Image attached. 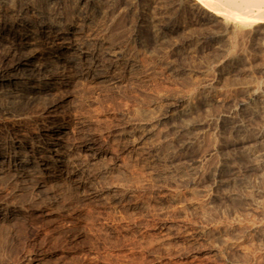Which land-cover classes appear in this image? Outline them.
I'll return each mask as SVG.
<instances>
[{"label":"rangeland","instance_id":"rangeland-1","mask_svg":"<svg viewBox=\"0 0 264 264\" xmlns=\"http://www.w3.org/2000/svg\"><path fill=\"white\" fill-rule=\"evenodd\" d=\"M72 1L58 0L53 16L75 17L92 3L94 28L126 49L137 66L131 73L121 67L102 81L76 77L70 85L40 83L38 93L29 92L36 98L31 108L23 100L17 113L31 117L36 130L43 108L58 103L51 115H61V121L73 117L90 133L117 126L134 132L147 143L151 161L126 155L114 163L110 155L101 156L92 167L100 174L96 190L60 182L22 193L23 201L31 197V203L56 209L49 217L0 221V264H26L29 254L39 264H264V23L243 27L213 16L197 0ZM10 35L0 30V38ZM40 48L31 46V54L40 55ZM26 69L12 67L9 74ZM7 84L0 82V91ZM0 116L3 133L20 119ZM185 122L193 129L178 132ZM13 190L0 182V200H10ZM91 190L99 194L94 200L87 194ZM162 221L177 226L173 234L179 237L162 239ZM192 228L193 243L187 241Z\"/></svg>","mask_w":264,"mask_h":264},{"label":"bare ground","instance_id":"bare-ground-1","mask_svg":"<svg viewBox=\"0 0 264 264\" xmlns=\"http://www.w3.org/2000/svg\"><path fill=\"white\" fill-rule=\"evenodd\" d=\"M3 1L4 0H0V30L4 32L8 29L11 35L9 37H6V39L0 38V42H3L2 49H1L2 44L0 43V77L3 78L5 75H7L5 79L4 78L0 79V82L6 81L8 83L7 88L2 89L0 91V113L11 114V115L18 114L20 115V119L19 121H17L18 123L17 122L13 123L10 127H8L6 132L3 133V131H0V182L10 183L12 184V187L14 188L10 200L8 201L0 200V208H1V205L3 204L4 208L6 209V211H4L3 213L0 212V221L4 222L5 220L9 219V221L11 220L16 223L18 221L20 222L28 221L31 218V215L33 214L37 215V217L39 216L43 218L52 216L53 211L56 209L55 208L54 210H52L53 208H50L45 204H40L42 201L39 203H36V202L31 203V197L29 198V200L23 201L22 193L26 192L31 195V192L35 193L36 191H40L41 189L46 188L50 184H56V183L58 184L60 182H62V184L63 182L64 184L68 183L69 184L68 186L76 190H79L81 188L96 190L97 188L93 186L98 182V178L100 179V174L98 175L97 173H93L92 167L95 166L94 164H95V161H97L98 157L101 158V156H104L107 158L109 157L115 158L114 163L117 161L119 162V160L125 157L126 155H140L143 157V160H144L143 163L150 162L151 160L149 159V156H147L148 151H146L145 148L143 147V145L144 144L146 145L147 143H144L142 145L141 144L142 139L136 136L134 132L126 131L123 128H119L117 126V128H113L109 130H100L98 132L90 133L87 130H85L86 129L85 127L87 125L85 126L79 123L73 117L72 118L67 117V119H63L61 121L62 119L61 115H58V114L51 115L50 112L57 108L58 103H53L43 108V110L39 114V119H38L39 121L37 120L38 122H36L37 125L36 126L34 125L36 130L31 128L32 127L30 124L31 117L29 118L25 116V114L23 113H17V111L19 112L23 110L21 107L23 100H24L23 101L24 105L27 107V109L31 108V100L33 99L36 100V98L35 96L31 97L33 95H29V92L38 93L40 83L45 82L46 84H50L54 86L58 83L59 84L69 83L68 85H70V81L76 77H85V79L90 78L92 80L101 79L102 81V79H111L112 77L111 75L113 74V72H116V70L121 67H124L125 70L128 71V73H131L135 69V66L137 65L134 62V60L130 59L127 56V54L125 53L126 49L124 50L122 48H119L114 43L109 41V39H107L108 37L106 38L105 36L99 34L97 30L94 28L93 25H95L96 22L95 24L93 23V14L89 10V7L93 6L92 3H87L85 1L86 2L85 6H86L87 11H85V9L84 11H81V10L77 11L76 9L78 14L75 17L63 18L62 20L61 19L57 20L56 17L53 16V14H54V11H56L55 7L61 5V3H58V4L56 3L58 0L57 1L55 0H11V4L6 5V6L2 5ZM197 1L203 5V7L207 10V12L212 11L214 13L213 16H216L219 18L224 17L230 21H233L234 23L236 22L240 24L243 27L252 25V24L264 23V0H197ZM72 2L74 3V0ZM53 4L55 5L53 6ZM71 8H69V11ZM60 10H63V9H60ZM205 11L203 13H205ZM67 14L69 13L67 12ZM100 25L102 26L101 23ZM101 29H103V27H101ZM101 29L99 27V30ZM257 29L253 31L256 32ZM31 46L41 47L40 49H37V50H41L42 53L45 52L47 54V57H43V55L45 54L42 55V53L40 55H35L36 53L31 54V52L33 51V50L31 51ZM32 49H35V47ZM10 56L15 57L16 61L14 64L7 63L6 60ZM24 65H27L28 67V69H26L27 71H24L23 73H20L19 75H15L16 71L13 70L15 72L13 73L15 76H12L13 74L12 75L9 74L12 67L24 66ZM118 72L119 71L117 70V73ZM41 96L42 95H40L39 97L37 95V97L39 98H41ZM2 117H5V116H2ZM28 120L30 121L28 122ZM184 124L185 125H180L177 128L178 132L193 129L192 125L188 123L186 124V122ZM70 125L73 126L74 129L70 128ZM96 128L98 129V127ZM138 135H140L139 132H138ZM97 141H99V143ZM94 144H96L94 146L95 147L94 151L85 152L86 150L85 148L87 147L91 148V146ZM148 145L150 144L148 143ZM262 151L264 150L262 149ZM112 158L111 160H113ZM160 159H163V158H160ZM258 159L261 160V158L259 157ZM104 160H102V162H104ZM137 165H139V163ZM151 166L152 168L154 167L153 164ZM112 169L113 171L115 170L114 168ZM117 169H118V166H117ZM163 176H165V174ZM68 186H66V189L69 188ZM10 191H12V188ZM9 192L7 191V193ZM120 192L121 191H119L118 194H120ZM87 194H89L88 197H90V199L91 197L93 199L99 196L98 192L96 191H92V192L88 191ZM20 196H21V200H18ZM156 197L158 198V196ZM0 198L2 197L0 196ZM46 199H49L48 195ZM119 200L121 201V198ZM106 201H108L107 198L105 202ZM102 206H105V205H102ZM31 210L33 211L31 212ZM58 210L59 209H57V211ZM65 216L67 215L65 214ZM47 220H51V219H47ZM175 222L178 223V221H175ZM181 224L183 223L181 222ZM176 227L174 228L172 225L168 224L167 222L162 221L160 223V231H159L161 238L164 240L166 239L171 240L173 238L175 239V237H179L173 234L174 232H178V231H174V229L175 230L177 229ZM187 236L189 237L188 239L186 238L187 241L192 242L195 239L196 232L195 231L189 232ZM195 246L196 248L198 247V245H195ZM174 248L176 249V247ZM187 248L188 247H186V249ZM184 249L181 248V250H184ZM186 249H185V252H186ZM175 254H176V251H175ZM39 260L40 259L32 258L31 254H29L27 263L26 262L25 263L31 264V261L38 263Z\"/></svg>","mask_w":264,"mask_h":264}]
</instances>
